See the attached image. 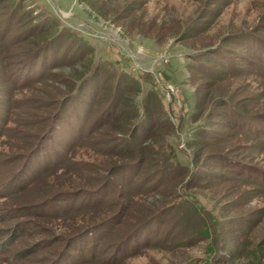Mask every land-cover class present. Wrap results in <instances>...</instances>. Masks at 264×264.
<instances>
[{
    "label": "rangeland",
    "instance_id": "374dc122",
    "mask_svg": "<svg viewBox=\"0 0 264 264\" xmlns=\"http://www.w3.org/2000/svg\"><path fill=\"white\" fill-rule=\"evenodd\" d=\"M234 35L264 0H0V264H264V182L195 181L221 101L264 113V71L197 61Z\"/></svg>",
    "mask_w": 264,
    "mask_h": 264
},
{
    "label": "trees",
    "instance_id": "16d2710c",
    "mask_svg": "<svg viewBox=\"0 0 264 264\" xmlns=\"http://www.w3.org/2000/svg\"><path fill=\"white\" fill-rule=\"evenodd\" d=\"M63 30L65 31V29L59 30V33L63 32ZM65 33H68V36L71 37L73 41H75L77 44L84 47L85 50H87L88 52H92V47L87 43L86 40L85 42L82 38L75 37L74 35L70 34L67 30L65 31ZM248 39L251 38H238V36L234 35L231 36L229 38V41L227 42L228 44H236L237 47L243 48L245 51H247V53L242 50H239V48H224V46H219L217 49L203 54V58L197 61H200L199 64H202V66L204 65V67H207L206 70H209L212 69L211 64L217 62L220 63L221 60L229 63L226 59L233 58L235 61H240L243 65H247L251 68L257 69V72H263L264 42L259 40L258 38H253L251 40ZM208 55H213L214 58L212 57L211 59L205 61L204 58H206ZM117 77L119 79L122 76ZM88 78L89 74L84 76L80 81H78L74 85L73 91L68 96L69 99H72L74 96L79 95L80 93H83L84 95V83ZM129 80V78L122 77L121 81L125 84L128 83ZM131 83L133 84L134 89L137 85L139 86V83L137 81H132ZM213 113L214 114H212L211 116L212 118L223 117L226 119V121L216 122V124L221 127V130H216L217 136H213L215 132L211 130L212 124L210 126H205L204 128H199L193 132V135L196 139H203L199 140L200 142H197L200 147L205 146L210 148L209 152H207V154H205L203 158L201 155H199L200 153L197 154V157L199 156V159L197 158V161L195 160V164L197 165L198 160L200 161L201 159L206 169L208 167H216L217 169H220L221 172H203L206 175L203 176V178H199L200 176L198 172H196V170L195 181H203L202 184L197 185L205 186L207 182H209L213 183L211 186L213 187L216 184L224 183V180H227L229 182H264V170L262 171L258 169V167L251 165L245 160V157H251L250 155H254L255 152L264 150V113L255 114L251 112L242 111L236 108L235 106H231L228 102L224 100L221 101V104L219 103V105L215 107ZM244 140H248V143L237 144L240 141ZM168 150L169 152L173 153V156L176 159V167H178L179 169L183 168V172L185 169H189L190 165H192L191 160L182 162V157L179 156V153L176 151L175 148L171 146V148H169ZM224 171H227V175L229 176L224 175ZM247 175L259 176H254L255 180H250L248 179L249 177H245ZM184 200L187 201V203L194 201L191 197H186L185 199H183V201ZM195 203L196 202H194V204ZM196 204L199 205V203ZM164 206L155 205L154 208L156 210L150 212L149 215H147L148 217L145 219V221L142 222L141 227L149 225L157 219V216L163 215L164 213H166L164 211L171 207L166 205ZM172 207V211H174L175 206L173 205ZM226 249H228V247H225V250Z\"/></svg>",
    "mask_w": 264,
    "mask_h": 264
}]
</instances>
